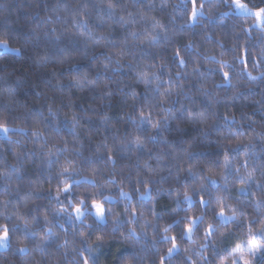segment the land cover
<instances>
[{
  "label": "trees",
  "instance_id": "obj_1",
  "mask_svg": "<svg viewBox=\"0 0 264 264\" xmlns=\"http://www.w3.org/2000/svg\"><path fill=\"white\" fill-rule=\"evenodd\" d=\"M115 2L118 7L110 12L105 0H0V30L11 33H23L29 18L37 14L42 18L51 16L55 21L52 5L57 11L65 10L61 15L66 16V21H57V26L63 24V28H58V35L67 44L72 63H86V70L79 76H88L93 81L83 83L80 88L75 85L40 87L36 99L29 105L31 111L18 108L9 113L0 108V119L7 117L9 127L16 129L18 125L23 129L0 136V200L9 199L13 203L26 200L27 210L41 222L47 215L52 221V230L60 236L59 240L51 239L44 251L35 254L39 264H71L72 248L81 245V238L75 234L79 221L73 222L64 214L53 216L51 211L62 206L57 204L55 196L59 180L64 179H58V173L68 158L75 161L78 172L73 179L81 183L71 194L61 192L63 206L75 200L81 188L90 186L92 174L128 189L140 223L145 219L158 226L171 223L178 195L182 210L175 219L198 214V210L210 215L215 200L211 205H201L192 191L201 182L213 197H222L233 208L240 202L245 216L262 212L257 201L264 204V191L257 187V182L264 184V77L253 80L248 73L257 77L264 73V56L260 55L264 50V32L248 22L249 16L234 13L232 0H198L204 7L195 22L191 20L189 0ZM248 3L253 8L261 7L259 0H248ZM83 6H87L88 11L78 17L87 21L81 33L68 10L81 11ZM130 13L133 23H124L120 17L129 18ZM156 22L166 33L157 42L147 44L142 38L132 36L134 31L151 32ZM249 28L252 30L248 31ZM159 31L161 29L157 28L156 32ZM245 49L248 63L240 58ZM177 50L185 63L178 62ZM121 51L126 54L120 56ZM109 60L111 63L105 71L103 64ZM217 60L227 61L229 66L221 70ZM223 71L230 72V83L225 82ZM71 78L66 76L60 83H68ZM167 92L172 94L161 95ZM109 93L111 95H107ZM134 102L135 108L132 107ZM193 102L205 110L206 123L198 125L205 134L197 136L196 146L190 151L203 154L185 163L187 154L177 149L179 162L150 176L143 161L148 160L147 148L153 147L152 143L147 142L143 153L129 146V140L134 134H140L139 128L143 126L135 117L142 111L150 112L154 122L172 113L169 126L174 128L181 118L178 109ZM143 135L147 136V132ZM225 153L232 161L227 170L223 166ZM150 163L155 169L156 162ZM187 168L203 179L194 181L185 171ZM169 173L171 178H168ZM249 173H252L250 180ZM178 174L179 180L176 179ZM209 176L216 180L215 184ZM84 177L89 180L85 181ZM241 177L246 181L247 192L240 191ZM137 189L149 191L150 197H141ZM185 192L193 197L191 206L183 201ZM106 194L117 197L108 203L122 220L126 218L129 213L124 209L128 201L119 197L118 188ZM201 194L208 199L207 193ZM112 227L109 221L108 231ZM180 231L179 224L170 229L172 235ZM148 232L150 235L142 241L146 251L141 255L158 264L157 249L166 251L170 244L160 241L153 247L152 236L156 235V230L149 227ZM202 237L201 229L193 239L202 241ZM179 243L181 251L166 264H191L183 249L192 241L183 236ZM207 243V256L211 260L217 245H213L211 239ZM228 243L224 239L218 246L224 248ZM125 247L122 240L103 246L96 254L100 264H118ZM197 251L198 245L191 249L193 260L198 259ZM4 258L5 254L0 253V261Z\"/></svg>",
  "mask_w": 264,
  "mask_h": 264
},
{
  "label": "clouds",
  "instance_id": "obj_2",
  "mask_svg": "<svg viewBox=\"0 0 264 264\" xmlns=\"http://www.w3.org/2000/svg\"><path fill=\"white\" fill-rule=\"evenodd\" d=\"M105 3L110 12L118 7L115 0H105ZM259 3L261 7H264V0H259ZM73 7L75 8L76 5H73ZM51 11L55 13V21L51 16L42 18L37 14L29 18L28 27L23 33H11L7 30H0V108L9 113L15 112L18 108L31 111L32 109L29 105L36 99V92L40 87L71 88L75 85L77 88H80L85 82L88 84L93 82L88 76L82 78L79 76L81 72L86 70V63L78 62L73 64V57L68 50L67 44L58 35V28H63V24L57 26V21H66V16L61 15V12L65 10L57 11L56 6L52 5ZM68 11L72 15L73 23L77 29L83 33V26L87 21L78 17H82L88 11L87 6H83L81 11ZM141 18H143L142 13ZM120 19L124 23H133L131 13L129 14V18L120 17ZM36 21H40V24H37ZM248 22L251 24L256 23L251 16H249ZM49 25L52 27L49 28ZM157 28H160L161 31L156 32ZM132 36L135 39L142 38V42L144 43L153 44L160 38H163L165 33L163 32V26L156 22L151 32L145 30L138 34L134 31L132 32ZM110 63L111 60L107 64H103L105 71L108 70ZM66 76H71L72 78L68 83H60ZM54 81L57 83H53ZM171 94V92L165 93V95ZM132 107H136L135 102ZM36 111H39V109L37 108ZM178 111L181 113V118L176 121L174 128L169 126V118L172 117V113H168L159 120L158 128H151L146 121L142 120L140 114L135 117L143 126L139 128L140 134H134L132 139L129 140V146H135L136 151L143 153L147 142L152 143L153 147L147 148L148 160L143 161V167L148 170L150 176L157 170L162 171L169 167L172 163H178L177 157L179 153L177 149H179V152L187 154L185 163H187V160L195 159L197 155L203 154L190 151V149L196 146L197 136L205 134V130L198 127V125L206 123L205 110L201 109L199 104L193 102L190 106H181ZM201 114L203 116L202 119ZM129 119L132 120L133 117L129 116ZM0 123H7V117L0 119ZM9 128L12 131L21 130L18 128V125L16 129ZM145 132H147V136L143 135ZM165 133H167V136H165ZM137 135L141 137L140 140L136 139ZM153 136L156 138L153 139ZM152 160L156 162L155 169L150 163ZM136 166L139 167V163ZM189 169L187 168L185 171L193 177L194 181L197 180L196 177L200 176L196 173V176H193V172L189 171ZM177 177H179V174ZM168 178H171V173H169ZM93 179L96 181L95 184L91 183ZM161 179L166 178L161 177ZM204 186V183L201 182L197 187H193L192 191L196 193ZM113 188L128 192L126 187L115 185L111 180H103L96 175L90 174V186L81 188L76 193V199L69 200L63 206L64 213L59 211L61 207H57L51 210L52 214L53 216L64 214L67 217L65 213L71 211L74 204L79 205L81 198L84 199L85 203L83 207L88 212L91 210L92 199L103 200L107 196L106 193H109ZM184 194L189 195L187 192ZM214 198L213 200H215ZM114 199H117V197H114ZM57 204L60 203L57 202ZM211 204L212 202H210ZM28 207L26 200L20 203H13L9 199L0 200V229L7 226L10 231L8 247H0V253L5 254V258L3 261H0V264H39V261L35 259V254L44 251L51 239H60V236L52 230V221L48 216L45 215L43 222H41L37 215H34L31 210H27ZM105 207L110 210L108 216L113 227L116 225L117 220H121L122 223L116 231H113V227L111 231H108L109 221L107 224H97L93 216L86 215L84 220L82 222L79 221L77 225L75 234L81 238V245L72 248L73 259L71 264H83V256L85 254L92 261L99 260L97 255H93L90 249H101L114 240H122L123 244L126 245L124 251L120 253L118 264H157L156 260L150 262L145 256L141 255L142 252L146 251L142 241L146 240L150 235L148 232L149 227L156 230V235L152 236L153 247L156 246L155 242L165 241L161 239V236L164 234V228L168 224L158 226L153 221L147 219L144 220V223H140L137 217H134L133 223H128L121 219L120 214L108 202L105 203ZM213 208H216V204L215 207L211 208L210 215L206 214L203 210H198V214L188 215L189 218L196 217L201 227L204 224H216V236L214 239H211V243L217 245L213 249V259L210 260L207 256L209 248L207 242L210 239L205 240L203 237L202 241L194 239V242L189 247L184 248L187 249L185 252L187 258L191 257L193 260L191 249L198 245L196 253L198 259L193 260L195 264H225V261H227V264H232V250L237 245L244 246L247 249L248 242L252 238L260 245V251H264V239H261L264 236V220L258 218L260 214L254 213L251 216H245L240 202H237L236 209L241 214L238 220L227 227H221L213 218ZM45 217H47V222ZM201 217L204 218L202 221L200 220ZM249 220L253 225L251 231L247 224ZM41 223H43L42 227ZM145 223H147V231L144 229ZM59 226L62 227V225ZM117 233L119 235H116ZM167 235L171 236L172 234L169 231ZM98 237L101 239H98ZM157 237H159V240H157ZM224 239H227L229 243L224 248H219L218 243ZM170 246H166V249ZM180 246L182 247V244ZM20 249H23V251H20ZM260 251H257L255 254L249 253L248 255L254 262L259 261L260 264H264V257L260 255ZM157 252L158 257L167 254L162 249H157ZM161 252L163 254H159Z\"/></svg>",
  "mask_w": 264,
  "mask_h": 264
},
{
  "label": "snow or ice",
  "instance_id": "obj_3",
  "mask_svg": "<svg viewBox=\"0 0 264 264\" xmlns=\"http://www.w3.org/2000/svg\"><path fill=\"white\" fill-rule=\"evenodd\" d=\"M190 4H191V20L193 22H195L200 15H202V9L204 7V5L202 3H198V0H189ZM232 5L233 7V12H240L243 13L247 16H251V18H253L256 23L254 24L255 28H258L259 30H261L262 32H264V7H258V8H253L249 5L248 0H232ZM252 28H249L248 31H251ZM166 35V33H165ZM126 53L124 51H121L120 56H124ZM247 49L244 50V55L242 57H240L241 59H244L245 63H248L247 60ZM261 56H264V50L261 51L260 53ZM175 56L178 58V62L183 64L185 63V59L180 55L179 50L176 51ZM210 60H216L215 57H210ZM117 63H119V59L117 60ZM217 63H219L220 65V69L224 70L226 67H228L229 65L227 64V62L222 61V60H217ZM255 67V65H254ZM177 75H179V73H177ZM248 75L251 77V79L256 80V79H260L262 77H264V73L261 74V77H257V76H252L251 72L248 73ZM223 76L225 78V82L230 83L231 82V74L229 71H223ZM171 83V81H170ZM135 95V94H134ZM161 95H165V94H161ZM170 111V110H169ZM141 118L143 121H146L149 126L151 128H158L159 127V120H156L153 122L152 120V116L151 113H147L145 114L143 111L140 113ZM203 118L202 114H201V119ZM227 119V117H226ZM73 120H75V117H73ZM12 131L7 123H0V133L5 134V136H7V134ZM20 131H23L22 129ZM36 135H39V133H34ZM156 137L153 136V139H155ZM137 140H140L141 137L139 135L136 136ZM237 147H239V144H237ZM109 159H113L112 157H109ZM232 164V161L229 158V155L227 153H225L224 156V162H223V166L225 168V170H227ZM189 171H191V169H189ZM78 174L77 169L75 168V161L68 158L65 159L64 164L61 167L60 172L58 173V179L59 177H64V179H60L58 184H57V188H56V196L55 199L58 203H60L62 206L60 208V212L64 213V207H63V201H61L60 199V194L61 192L65 193V194H71L73 192V190L80 185V181L79 180H74L73 176ZM193 176H196L195 173L192 174ZM223 179H227L226 176L222 175ZM85 181L89 180L88 177H84L83 178ZM177 179H179V177H177ZM197 180L199 179H203V177H196ZM208 179L215 184L216 180L213 179L211 176L208 177ZM248 179H252V173L248 174ZM69 181H72L71 183ZM139 182V181H138ZM92 184H95L96 181L93 179L91 181ZM145 183H147V181H145ZM246 183V181L244 180L243 177H241V187H240V191L241 192H247L248 189L244 186ZM60 185H63V187L61 188ZM257 187L261 188L262 191H264V184H261L259 182H257ZM161 191H164V189H160ZM136 191L139 192V189H137ZM201 193H207L208 195V199L204 198V195H202ZM141 197H150V192L149 191H142L139 192ZM198 197V203L201 205H205L208 206L210 205V202L213 201V196L211 194V192L208 191L207 187H202L198 192L195 193ZM119 197L124 198L126 201H128V203L125 205V212H128L129 215L124 218V221H127L128 223H133L134 222V217H137L134 213H136L137 209L135 204L131 203V195L128 192H124L122 189L119 190ZM65 199H68V196H65ZM114 197L111 195H107L104 197L103 200H97V199H92L91 201V205H90V211L86 212L83 205L85 203L84 199L81 198L80 199V203L79 205H73L71 211L65 213L67 215V217H69L73 222L75 221H80L82 222L85 218L86 215H91L94 217L95 221L97 222V224H107L109 221V209L105 207V203L108 201L113 200ZM215 204H216V208H213L212 210V214H213V218L214 220H217V218H219L217 220V224L221 227H227L229 224H232L234 222H236L239 218V215H241L240 213H238L236 208H233L231 204H226L225 200L220 197V196H216L215 198ZM183 201L187 202L188 205H192L193 204V197L187 194H184L183 196ZM181 202H180V197L179 195L177 196V208L173 210V219L171 221V223L168 224L167 227L164 228V234L161 236V239L167 241L171 246L168 247L166 249V255L164 256H159V264H166V261H170L171 258L173 257V255L179 251H181V246L179 243V238L186 236L188 238V240L194 242V235L196 233H198L199 231H201V229L203 230V238L205 240H209L212 239L214 237V234L217 230L216 224H204L203 227H201V224L198 223V220L196 217H191L189 218L188 216H184L182 217L180 220L175 219V216H177L179 214V211H181ZM257 205L259 207H261L262 212L260 213V216L258 217L261 220H264V204H262L260 201H257ZM204 218L201 217L200 220L202 221ZM45 220L47 222V217H45ZM186 222V223H185ZM122 223L121 220H117L116 221V225L113 227V231H116V229L120 226V224ZM174 224H179L181 225V231L179 233V235H167V233L170 231V229H172V226ZM248 224V228L251 231L253 229V225L252 222L249 220L247 222ZM144 229L145 231H147V223L144 224ZM134 231V229H133ZM10 239V231L7 228V226H4L2 229H0V247H8V242ZM98 239H101L98 237ZM261 239H264V236L261 237ZM65 243H67V241H65ZM203 247H207V246H203ZM20 251H23V249H20ZM90 251L93 253V255H96L97 252L99 251V248H92L90 249ZM184 252L187 251V249H183ZM257 251H260V245L257 244L256 240L254 238L250 239L248 242V247L247 249H245L244 246L241 245H237L236 248H234L232 250V264H260L259 261H253L252 259L249 258V253L255 254ZM260 255L262 257H264V251H260ZM188 261L191 262V264H195V261H193L191 259V257L187 258ZM83 264H100L99 260L97 261H92L91 258L87 255L83 256ZM225 264H227V261H225Z\"/></svg>",
  "mask_w": 264,
  "mask_h": 264
},
{
  "label": "rangeland",
  "instance_id": "obj_4",
  "mask_svg": "<svg viewBox=\"0 0 264 264\" xmlns=\"http://www.w3.org/2000/svg\"><path fill=\"white\" fill-rule=\"evenodd\" d=\"M235 13H236V14H239V15H244V16H247V15H245V14H243V13H240V12H238V11H237V12H235ZM10 132H11V131H10ZM10 132H9V133H10ZM7 135H8V134H7ZM0 136H5V134H3V133H0Z\"/></svg>",
  "mask_w": 264,
  "mask_h": 264
}]
</instances>
